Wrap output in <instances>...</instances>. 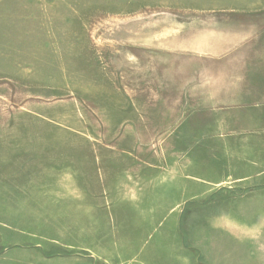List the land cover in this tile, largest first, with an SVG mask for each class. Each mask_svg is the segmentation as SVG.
<instances>
[{
  "label": "rangeland",
  "instance_id": "374dc122",
  "mask_svg": "<svg viewBox=\"0 0 264 264\" xmlns=\"http://www.w3.org/2000/svg\"><path fill=\"white\" fill-rule=\"evenodd\" d=\"M0 233L264 264V0H0Z\"/></svg>",
  "mask_w": 264,
  "mask_h": 264
},
{
  "label": "crops",
  "instance_id": "0c3cea01",
  "mask_svg": "<svg viewBox=\"0 0 264 264\" xmlns=\"http://www.w3.org/2000/svg\"><path fill=\"white\" fill-rule=\"evenodd\" d=\"M13 242L6 238V234L0 233V264H76L80 261L65 256H52L48 254L46 246L42 242H33L32 244H25L23 242ZM10 245L14 246V251H11ZM91 258L87 261L83 260V264H90ZM119 261V259H118ZM187 260L179 259L178 264H186ZM120 262H118L119 264ZM163 264H175L173 262L165 261ZM192 264V263H187ZM195 264H200L196 262Z\"/></svg>",
  "mask_w": 264,
  "mask_h": 264
}]
</instances>
